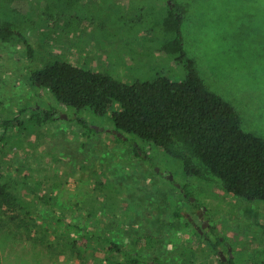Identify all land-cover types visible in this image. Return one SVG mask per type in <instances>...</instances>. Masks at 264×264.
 I'll list each match as a JSON object with an SVG mask.
<instances>
[{"label": "rangeland", "instance_id": "obj_1", "mask_svg": "<svg viewBox=\"0 0 264 264\" xmlns=\"http://www.w3.org/2000/svg\"><path fill=\"white\" fill-rule=\"evenodd\" d=\"M57 1L51 12L48 0H0L1 20L36 50L32 61L23 40H0V120L22 112L25 123L0 142L1 174L26 182L25 199L41 203L29 228L0 209V264H96L94 255L106 258L112 249L120 259L138 256V264H264V202L229 194L198 159L201 175H187L163 149L130 134L123 140L110 118L114 108L103 117L78 112L30 78L61 61L127 83L183 81L185 64L163 49V20L176 5L185 11L183 44L196 71L235 107L245 131L264 138V0ZM52 107V122L30 127L33 112ZM58 217L76 225L74 241L93 233L94 249L65 248L53 232ZM210 239L221 241L218 254Z\"/></svg>", "mask_w": 264, "mask_h": 264}, {"label": "trees", "instance_id": "obj_2", "mask_svg": "<svg viewBox=\"0 0 264 264\" xmlns=\"http://www.w3.org/2000/svg\"><path fill=\"white\" fill-rule=\"evenodd\" d=\"M51 1L52 4H49ZM57 2L48 0V9L51 12L58 9L55 8L58 6ZM184 16L185 11L174 5V8H169L163 20L164 32L169 37L163 49L177 55L178 60L185 64L187 75L183 81L157 76L151 80L127 83L109 74L86 70L61 61L50 62L31 71L30 78L43 92L50 91L58 103L73 107L78 112L87 110L103 117L114 108L110 118L116 124L122 139L130 134L163 149L165 154L182 162L187 175H201L193 158L198 159L212 174L221 179L229 194L249 202H264V138L245 131L235 107L211 91L196 71L195 63L187 56L183 44ZM16 39L23 40L27 45L28 58L35 61L36 50L33 45L23 38L13 22L0 18V40L11 42ZM56 113L54 107L39 112L37 109L28 119L32 123L30 127L52 122ZM21 117L22 112L13 119L0 120V142L6 143L10 139L12 127L25 126ZM2 165L3 163L0 164ZM1 168L0 209L7 211L21 228H29L31 221L40 218V207L37 205L41 203L27 201L22 191L29 189L28 184L7 181L1 174ZM184 192L189 195L187 191ZM40 200L43 204L51 203L50 199L43 197ZM113 204L114 201L109 198L107 205ZM103 206L104 203L101 207ZM126 208L130 211L135 209H129L128 205ZM96 214L92 213L93 216ZM51 222L54 224L55 236L63 240L61 242L71 252L82 254L94 249L93 233H87L84 236L85 243L81 244L72 240L76 225L68 224L62 217L53 218ZM120 222L121 220L117 224L122 223ZM94 234L109 239L107 234L99 231ZM135 241L140 243L141 248L147 245L141 244V237H136ZM208 241L212 251L218 254L221 241ZM113 245L117 247L116 243ZM191 251L192 248H186V253ZM116 254L118 251L112 249L106 258L94 255L93 261L96 264L139 263L138 256L132 253H127L129 260L120 259ZM221 262L234 264L232 259L227 262L222 259Z\"/></svg>", "mask_w": 264, "mask_h": 264}, {"label": "flooded vegetation", "instance_id": "obj_3", "mask_svg": "<svg viewBox=\"0 0 264 264\" xmlns=\"http://www.w3.org/2000/svg\"><path fill=\"white\" fill-rule=\"evenodd\" d=\"M145 158H146V156H145ZM182 190V189H181ZM185 195V197L187 196V194H184ZM208 238V237H207Z\"/></svg>", "mask_w": 264, "mask_h": 264}, {"label": "water", "instance_id": "obj_4", "mask_svg": "<svg viewBox=\"0 0 264 264\" xmlns=\"http://www.w3.org/2000/svg\"><path fill=\"white\" fill-rule=\"evenodd\" d=\"M171 179H173V177L171 176Z\"/></svg>", "mask_w": 264, "mask_h": 264}]
</instances>
